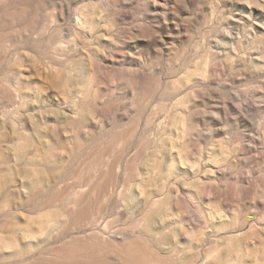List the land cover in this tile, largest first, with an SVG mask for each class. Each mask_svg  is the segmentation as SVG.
Listing matches in <instances>:
<instances>
[{"label": "rangeland", "instance_id": "obj_1", "mask_svg": "<svg viewBox=\"0 0 264 264\" xmlns=\"http://www.w3.org/2000/svg\"><path fill=\"white\" fill-rule=\"evenodd\" d=\"M0 264H264V0H0Z\"/></svg>", "mask_w": 264, "mask_h": 264}]
</instances>
